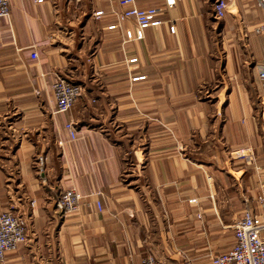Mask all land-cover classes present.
I'll use <instances>...</instances> for the list:
<instances>
[{"label":"crops","instance_id":"crops-1","mask_svg":"<svg viewBox=\"0 0 264 264\" xmlns=\"http://www.w3.org/2000/svg\"><path fill=\"white\" fill-rule=\"evenodd\" d=\"M38 1L9 0L0 19V211L23 215L29 236L7 261L212 264L229 252L236 216L263 209L264 9L225 0L217 19L212 0H136L166 9L127 42L110 26L132 4ZM58 76L84 87L67 113H55ZM71 188L85 201L62 218Z\"/></svg>","mask_w":264,"mask_h":264},{"label":"built area","instance_id":"built-area-1","mask_svg":"<svg viewBox=\"0 0 264 264\" xmlns=\"http://www.w3.org/2000/svg\"><path fill=\"white\" fill-rule=\"evenodd\" d=\"M39 3L43 0H39ZM177 0H166V7L170 8L176 5ZM258 5L264 9V0H257ZM123 5L132 4L133 7L118 15V23L110 26V29L122 27L127 42L140 41L145 38V30L150 27L159 26L162 22L158 19L166 8H148L140 9L136 6V0H120ZM212 9L214 17L222 19L228 9V3L225 0H212ZM103 12L95 13V17L99 18ZM10 15L9 0H0V19L8 18ZM134 21L136 31L132 25ZM257 33L264 32V24L257 26ZM37 53H32V58H37ZM131 62H137L132 59ZM138 66H135L137 69ZM260 76L264 80V69L261 68ZM135 80H138L136 78ZM53 91L57 101L55 113H67L72 106L79 100L83 94L84 87L76 82L58 76L53 83ZM260 106L264 111V97L259 99ZM258 111V109H257ZM71 138L76 140L77 129L74 122L66 125ZM262 133V146L264 148V123L260 126ZM241 158L247 161H254L256 156L253 153L241 150L236 152ZM33 166L37 174L45 183L44 177L46 168V157L38 153L33 160ZM84 196L75 188L65 190L61 193L56 202V210L58 214L65 218L72 213L80 212L84 204ZM192 199L191 202H196ZM259 201L263 206L261 213H255L251 209H245L236 216L232 228L236 243L234 247L226 253L214 256L212 264H264V197H260ZM99 211H102L100 203H98ZM29 241L28 225L25 217L13 211H0V264H13L7 261L6 255L9 252L16 251L22 245H27ZM141 264H165L163 261L154 256H149Z\"/></svg>","mask_w":264,"mask_h":264}]
</instances>
